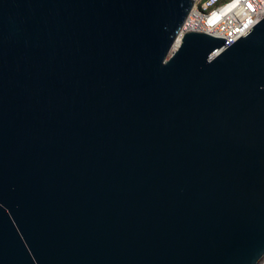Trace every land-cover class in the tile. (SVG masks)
Returning a JSON list of instances; mask_svg holds the SVG:
<instances>
[{
    "label": "water",
    "instance_id": "obj_1",
    "mask_svg": "<svg viewBox=\"0 0 264 264\" xmlns=\"http://www.w3.org/2000/svg\"><path fill=\"white\" fill-rule=\"evenodd\" d=\"M193 0H0V264H258L264 16Z\"/></svg>",
    "mask_w": 264,
    "mask_h": 264
},
{
    "label": "built area",
    "instance_id": "obj_2",
    "mask_svg": "<svg viewBox=\"0 0 264 264\" xmlns=\"http://www.w3.org/2000/svg\"><path fill=\"white\" fill-rule=\"evenodd\" d=\"M263 16L264 0H193L173 48L187 31L224 38L227 47ZM258 264H264V257Z\"/></svg>",
    "mask_w": 264,
    "mask_h": 264
}]
</instances>
